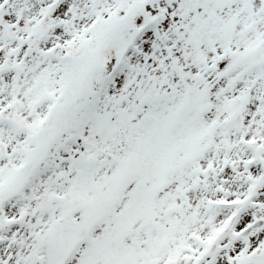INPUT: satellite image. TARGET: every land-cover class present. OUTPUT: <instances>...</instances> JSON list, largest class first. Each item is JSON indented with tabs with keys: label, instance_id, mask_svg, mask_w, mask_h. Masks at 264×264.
I'll use <instances>...</instances> for the list:
<instances>
[{
	"label": "snow or ice",
	"instance_id": "snow-or-ice-1",
	"mask_svg": "<svg viewBox=\"0 0 264 264\" xmlns=\"http://www.w3.org/2000/svg\"><path fill=\"white\" fill-rule=\"evenodd\" d=\"M0 264H264V0H0Z\"/></svg>",
	"mask_w": 264,
	"mask_h": 264
}]
</instances>
